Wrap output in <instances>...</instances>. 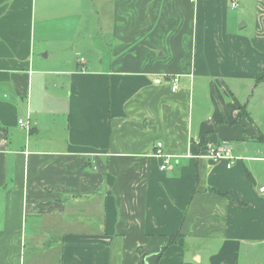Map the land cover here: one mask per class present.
<instances>
[{"label":"crops","instance_id":"obj_1","mask_svg":"<svg viewBox=\"0 0 264 264\" xmlns=\"http://www.w3.org/2000/svg\"><path fill=\"white\" fill-rule=\"evenodd\" d=\"M234 1L0 0V264H264V0Z\"/></svg>","mask_w":264,"mask_h":264},{"label":"built area","instance_id":"obj_2","mask_svg":"<svg viewBox=\"0 0 264 264\" xmlns=\"http://www.w3.org/2000/svg\"><path fill=\"white\" fill-rule=\"evenodd\" d=\"M238 6L236 0L232 3V7L236 8ZM81 61H84V59H81ZM178 79L174 80L173 83V90H176L178 88L177 86ZM19 125L29 128L30 124L25 122L24 120L19 121ZM155 155L160 157L163 160V164L161 166L162 170H167L169 168V156L164 151V145L163 143H157L155 146ZM208 157L214 161H220V160H227L228 161V168H230L235 161L237 160V157L233 155L232 148L230 146H220V147H212L210 150V153ZM264 190V189H263Z\"/></svg>","mask_w":264,"mask_h":264},{"label":"trees","instance_id":"obj_3","mask_svg":"<svg viewBox=\"0 0 264 264\" xmlns=\"http://www.w3.org/2000/svg\"><path fill=\"white\" fill-rule=\"evenodd\" d=\"M260 79H264V76L261 75L260 78H259V80H260ZM244 114H245V112H244V110H243V115H244ZM263 140H264V139H263ZM177 238H178V235L172 237V238L170 239V242H169V243H174V242H176Z\"/></svg>","mask_w":264,"mask_h":264}]
</instances>
